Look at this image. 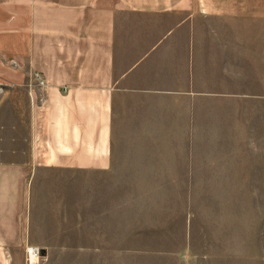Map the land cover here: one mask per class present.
I'll return each mask as SVG.
<instances>
[{"label":"crops","instance_id":"crops-1","mask_svg":"<svg viewBox=\"0 0 264 264\" xmlns=\"http://www.w3.org/2000/svg\"><path fill=\"white\" fill-rule=\"evenodd\" d=\"M251 29L264 33V0H0V78L19 95L16 125L0 129L17 136L0 152V253L31 236L28 179L114 171L118 136H242L171 158L232 165L234 184L217 186L264 188V115L251 112L264 81L231 84L264 78Z\"/></svg>","mask_w":264,"mask_h":264},{"label":"rangeland","instance_id":"rangeland-1","mask_svg":"<svg viewBox=\"0 0 264 264\" xmlns=\"http://www.w3.org/2000/svg\"><path fill=\"white\" fill-rule=\"evenodd\" d=\"M258 80L264 78L235 77L231 84L241 89L244 81L253 91ZM10 81L0 78V96L10 99L0 104L4 130L19 112L17 91L4 93ZM118 137L114 171L42 170L25 182L31 236L21 252L0 253V264H264V188L217 186L234 184L227 181L232 165L179 166L171 158L193 152L201 139L214 140L207 150L222 146L219 137L237 149L242 136ZM16 140L0 136V152ZM29 247L40 249L33 262Z\"/></svg>","mask_w":264,"mask_h":264},{"label":"bare ground","instance_id":"bare-ground-1","mask_svg":"<svg viewBox=\"0 0 264 264\" xmlns=\"http://www.w3.org/2000/svg\"><path fill=\"white\" fill-rule=\"evenodd\" d=\"M29 256H30V261H35L36 258L38 257L39 253H40V249H38L36 247H29Z\"/></svg>","mask_w":264,"mask_h":264},{"label":"water","instance_id":"water-1","mask_svg":"<svg viewBox=\"0 0 264 264\" xmlns=\"http://www.w3.org/2000/svg\"><path fill=\"white\" fill-rule=\"evenodd\" d=\"M42 253L44 254L45 253V250H42Z\"/></svg>","mask_w":264,"mask_h":264},{"label":"built area","instance_id":"built-area-1","mask_svg":"<svg viewBox=\"0 0 264 264\" xmlns=\"http://www.w3.org/2000/svg\"><path fill=\"white\" fill-rule=\"evenodd\" d=\"M40 80V79H39ZM40 83L42 84L43 82L40 80Z\"/></svg>","mask_w":264,"mask_h":264}]
</instances>
